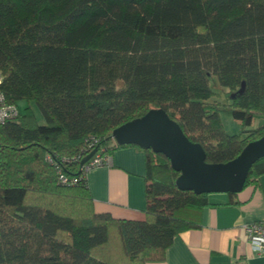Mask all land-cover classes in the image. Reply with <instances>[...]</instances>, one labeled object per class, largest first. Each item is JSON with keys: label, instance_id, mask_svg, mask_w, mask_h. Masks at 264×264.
Instances as JSON below:
<instances>
[{"label": "trees", "instance_id": "trees-1", "mask_svg": "<svg viewBox=\"0 0 264 264\" xmlns=\"http://www.w3.org/2000/svg\"><path fill=\"white\" fill-rule=\"evenodd\" d=\"M0 72L4 102L25 103L0 123V264L162 261L174 237L197 226L191 216L208 194L179 190L163 154L110 135L162 109L207 163L261 138L264 0H0ZM211 77L223 102L211 100ZM222 114L238 133L225 131ZM90 144L144 153L143 220L94 211L80 169ZM46 155L76 184L60 183ZM262 174L264 157L244 186Z\"/></svg>", "mask_w": 264, "mask_h": 264}, {"label": "crops", "instance_id": "crops-1", "mask_svg": "<svg viewBox=\"0 0 264 264\" xmlns=\"http://www.w3.org/2000/svg\"><path fill=\"white\" fill-rule=\"evenodd\" d=\"M108 155L109 164L85 174L94 211L116 219L143 220L144 153L128 146ZM207 199L209 204L191 216L197 226L176 235L162 261L145 264H264L248 244L243 227L264 222V174L236 193H209Z\"/></svg>", "mask_w": 264, "mask_h": 264}, {"label": "water", "instance_id": "water-1", "mask_svg": "<svg viewBox=\"0 0 264 264\" xmlns=\"http://www.w3.org/2000/svg\"><path fill=\"white\" fill-rule=\"evenodd\" d=\"M110 138L119 145H136L168 158L179 173L175 185L179 190L200 193H236L242 189L249 169L264 157V135L249 142L234 159L226 163H207L198 143L191 142L179 125L162 109H151L140 118L115 128ZM95 149L85 155L84 164Z\"/></svg>", "mask_w": 264, "mask_h": 264}, {"label": "built area", "instance_id": "built-area-1", "mask_svg": "<svg viewBox=\"0 0 264 264\" xmlns=\"http://www.w3.org/2000/svg\"><path fill=\"white\" fill-rule=\"evenodd\" d=\"M2 81L3 75L0 72V85L2 84ZM20 112L21 109L18 107V104H7L4 102V94L0 90V123L16 119L19 116ZM88 148L89 149L86 155L94 149L95 153L84 164H82L80 169L82 170L83 175H85L86 172L94 167L109 164L110 161L109 155L105 153L103 148H93L92 144H90ZM45 158L50 164L53 165L60 183L66 185L76 184V177L65 175L61 171L60 166L50 155H46ZM243 227L247 236L248 244L250 245L252 251L264 258V222H251L244 225Z\"/></svg>", "mask_w": 264, "mask_h": 264}, {"label": "rangeland", "instance_id": "rangeland-1", "mask_svg": "<svg viewBox=\"0 0 264 264\" xmlns=\"http://www.w3.org/2000/svg\"><path fill=\"white\" fill-rule=\"evenodd\" d=\"M210 84L215 91V94L211 100L223 102L224 101L223 90L221 88H219L215 78H213V77L210 78ZM29 105L34 112V115H35L37 122L39 124H43L44 120H43V117H42L41 113L39 112V110L32 103H29ZM23 106H24V103L18 104V107L21 110H22ZM221 120H222L224 129L227 133H229V134L234 133L235 134V133H238L240 131L239 124L235 120H233L231 117H229L228 115L222 114ZM260 122H261V119H256L252 126L257 127L260 124Z\"/></svg>", "mask_w": 264, "mask_h": 264}]
</instances>
